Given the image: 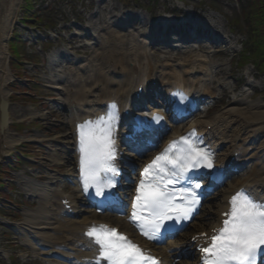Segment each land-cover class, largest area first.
<instances>
[{"label": "bare ground", "instance_id": "obj_1", "mask_svg": "<svg viewBox=\"0 0 264 264\" xmlns=\"http://www.w3.org/2000/svg\"><path fill=\"white\" fill-rule=\"evenodd\" d=\"M19 6L20 0H0V144L2 142L7 150L25 140L10 130L14 115L32 114L14 109L10 102L11 90L8 89L15 78L9 69L8 41ZM112 9L109 8L111 14ZM110 13L101 19V23L97 20L88 27L92 32L86 37L94 41L92 45L87 44L92 50L89 58L75 59L66 54L62 58L53 55L49 61L50 69L60 68L47 79L58 92V105L66 111L67 131L59 139H50L54 150L51 149L46 158L62 179L40 174L38 180L47 184L38 181L27 187L28 195L38 200V206L25 211V221L20 229L24 236L23 247L30 248L33 254L34 260L30 262L33 264H96L99 248L86 232L92 227L111 224L112 219L100 220L92 209L84 208L88 202L79 189L81 152L78 126L96 125L111 112L115 117L113 138L120 136L117 127L127 123L125 112L132 109L140 88L142 93L138 98H153L157 103L171 101L177 93L202 102L199 107L214 102L213 108L208 107L205 114L189 122L184 130L176 129L169 138L173 140L193 131L214 150L218 166L226 167L233 160L234 168L244 169L220 191L218 203L201 215L193 231L181 235L168 247L170 251L176 255L184 250L195 255V245L203 242L204 233L219 225L221 214L228 208L227 200L235 193L243 190L264 203V103H250L244 95L229 97L227 86L219 80L220 75L225 77L228 74L224 65L210 62L204 54H195V45L181 43L179 47L173 46L178 47L177 50H167L162 52V57H155L158 53H152V49L161 42L167 43L164 28L156 30V37L155 34L151 36L154 43H151L150 38L126 30L138 24H150V20L141 15ZM187 26L194 33L200 32L198 25L189 23ZM221 27L218 24L212 26L216 32L205 34V38L211 41V45H217V57L224 58L236 50V43L220 37ZM113 28L119 32H114ZM191 40L195 38L191 37ZM207 48L202 46L198 50L202 52ZM177 57L184 59L177 61ZM248 86L255 87L253 83ZM3 103L8 129L6 126L4 129L1 122ZM56 140L59 141L53 145ZM127 157V160L123 159L127 164L128 160H138L131 153ZM130 166L136 164L133 162ZM117 222L121 231L131 235L126 223ZM158 255L163 256L165 264H172V260H167L161 251ZM21 257L23 260L27 258L24 253Z\"/></svg>", "mask_w": 264, "mask_h": 264}, {"label": "rangeland", "instance_id": "obj_2", "mask_svg": "<svg viewBox=\"0 0 264 264\" xmlns=\"http://www.w3.org/2000/svg\"><path fill=\"white\" fill-rule=\"evenodd\" d=\"M241 3L240 0H20L8 41L9 69L15 76L9 89H17L16 93L11 90L10 102L14 109L27 110L32 114H15L11 124V132L25 140L11 150H7L2 142L0 144V167L6 168L0 170V203L3 205L0 206V264H33L30 263L34 260L33 254L23 247L24 236L20 229L25 221V211L38 206V200L28 195L27 187L38 182L40 174L53 177L58 173L46 158L53 149L50 139H59L67 128L66 114L58 106V92L51 88L53 83L47 79L58 69L49 68L50 57L55 53H64L76 59L89 58L91 51L86 44H93L94 41L86 38L92 32L88 27L97 20L101 23V19L110 13V7L113 8L110 15H122L123 12L124 16L141 15L148 20L166 10L187 12L198 16L201 23L206 21L226 28L225 37L236 43V50L224 58L214 57L215 53H205L211 62L225 64L224 70L228 74L225 77L220 75L219 80L227 86L229 97L244 95L250 103H264V77L257 66L261 60L264 61V50H257L258 47L251 43L253 54L242 58L241 53L248 33L258 42L263 31L259 32L261 26L255 22L253 0L243 3L244 12H247L245 17ZM26 9L30 10L28 16H32L30 27L21 24ZM148 26L138 24V30L134 27L128 32L136 35L142 30L146 32ZM249 29L251 31L246 33ZM112 30L119 32L116 28ZM256 34H259L258 38ZM248 83H253L255 87H248ZM235 84L239 88L234 93ZM58 141H53V145ZM20 152L27 155V159L20 161L19 170H16L11 163ZM205 210L207 208L203 213ZM22 253L26 254V260L21 257Z\"/></svg>", "mask_w": 264, "mask_h": 264}, {"label": "snow or ice", "instance_id": "obj_3", "mask_svg": "<svg viewBox=\"0 0 264 264\" xmlns=\"http://www.w3.org/2000/svg\"><path fill=\"white\" fill-rule=\"evenodd\" d=\"M114 118L110 112L107 120H98L95 126H78L84 191L90 185L95 186V194L104 196L106 200L114 197L115 193L105 194L102 189L115 187V177L119 174L112 163L116 157L111 124ZM194 136L193 132L183 137L181 142H173L141 174L130 220L148 239L159 242L183 231L186 225L177 228L176 224L166 225V221H187L199 206V196L194 191L182 188L181 192L188 194L176 203V193L168 187L185 179L189 169L211 167V153L201 149L197 143H189ZM179 143L185 147L177 148L170 157L172 148ZM161 161L165 163L161 164ZM109 173L111 176L107 175ZM101 174H104L103 179ZM150 174L151 179H148ZM187 179L191 181L193 177L187 176ZM189 188L198 189L200 184L195 183ZM230 205V210L224 214L223 227L211 237L210 245L201 249L205 253L203 264H256L257 256L264 253V204L241 190L231 198ZM86 235L99 247L97 264L100 260L108 264H156L115 229L103 225L92 227Z\"/></svg>", "mask_w": 264, "mask_h": 264}, {"label": "trees", "instance_id": "obj_4", "mask_svg": "<svg viewBox=\"0 0 264 264\" xmlns=\"http://www.w3.org/2000/svg\"><path fill=\"white\" fill-rule=\"evenodd\" d=\"M253 2L255 4V5L253 4V7H255V15L257 17L255 22H257L256 24L258 26H261L262 30L260 29L259 32L263 31V36H262L263 39L261 38L262 39L261 43H262V47L264 49V11H263L264 6L262 5L263 4V0H253ZM29 12H30V10L26 9V12H25V15H24V18H23V21H22L24 25H27L28 22H29V19L31 18V17L28 16ZM255 15H254V18H255Z\"/></svg>", "mask_w": 264, "mask_h": 264}, {"label": "water", "instance_id": "obj_5", "mask_svg": "<svg viewBox=\"0 0 264 264\" xmlns=\"http://www.w3.org/2000/svg\"><path fill=\"white\" fill-rule=\"evenodd\" d=\"M7 119H8V116L5 112V104L2 105V119H1V122H2V127L5 129V126L7 127Z\"/></svg>", "mask_w": 264, "mask_h": 264}]
</instances>
